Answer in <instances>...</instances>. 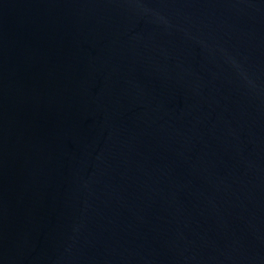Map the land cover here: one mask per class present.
Here are the masks:
<instances>
[{
	"label": "water",
	"instance_id": "obj_1",
	"mask_svg": "<svg viewBox=\"0 0 264 264\" xmlns=\"http://www.w3.org/2000/svg\"><path fill=\"white\" fill-rule=\"evenodd\" d=\"M0 264H264V0H0Z\"/></svg>",
	"mask_w": 264,
	"mask_h": 264
}]
</instances>
